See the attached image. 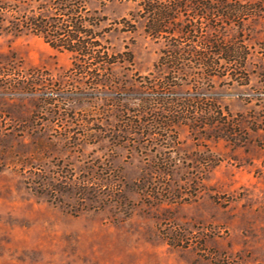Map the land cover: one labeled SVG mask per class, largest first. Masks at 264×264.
Masks as SVG:
<instances>
[{"label": "rangeland", "instance_id": "374dc122", "mask_svg": "<svg viewBox=\"0 0 264 264\" xmlns=\"http://www.w3.org/2000/svg\"><path fill=\"white\" fill-rule=\"evenodd\" d=\"M50 1L0 0V264H264V0L188 13L181 51L244 56L212 69L160 60L140 0H83L99 77L13 29Z\"/></svg>", "mask_w": 264, "mask_h": 264}, {"label": "trees", "instance_id": "16d2710c", "mask_svg": "<svg viewBox=\"0 0 264 264\" xmlns=\"http://www.w3.org/2000/svg\"><path fill=\"white\" fill-rule=\"evenodd\" d=\"M50 3L48 7L39 5L23 13L17 19V25L12 26L13 29L17 32L25 30L41 38L51 48L72 54V69L81 75L99 77L109 71L117 59L105 51L104 45L99 40L104 34V29L102 33L94 30L101 22L93 15L94 12L86 7L83 0H51ZM139 4L145 17L144 31L148 35L154 38L162 35L168 39L174 36L178 38L170 44L172 45L170 50L163 51L160 57L167 66L172 64L169 66L171 69L176 68L173 67V63L181 60L185 54L199 56L202 66L205 69H212L214 64L205 52L208 47L216 50L215 53L210 50L211 54L224 56L222 58L227 63H239V67L242 68L239 61L244 56L240 55L236 48L210 43L207 47H202L204 53L199 55L196 48L185 53L179 47L184 38H188L193 32L197 33L196 28L188 29L185 24V21L190 22L187 19L189 12L204 20L215 15L216 8L209 0H140ZM49 8L52 15L46 14ZM220 18L221 20L230 19L229 17ZM93 84H103V81L96 79ZM173 103L174 101H166L164 104ZM175 105L178 104H173L174 107ZM181 106L188 108L189 104L183 103Z\"/></svg>", "mask_w": 264, "mask_h": 264}]
</instances>
